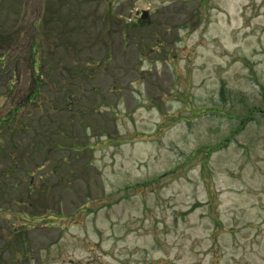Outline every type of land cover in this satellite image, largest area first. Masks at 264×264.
Returning a JSON list of instances; mask_svg holds the SVG:
<instances>
[{
	"label": "rangeland",
	"instance_id": "1",
	"mask_svg": "<svg viewBox=\"0 0 264 264\" xmlns=\"http://www.w3.org/2000/svg\"><path fill=\"white\" fill-rule=\"evenodd\" d=\"M0 60V264H264V0H0Z\"/></svg>",
	"mask_w": 264,
	"mask_h": 264
},
{
	"label": "trees",
	"instance_id": "2",
	"mask_svg": "<svg viewBox=\"0 0 264 264\" xmlns=\"http://www.w3.org/2000/svg\"><path fill=\"white\" fill-rule=\"evenodd\" d=\"M1 61V60H0ZM10 89H12V86L11 87H9ZM33 97V96H32Z\"/></svg>",
	"mask_w": 264,
	"mask_h": 264
}]
</instances>
